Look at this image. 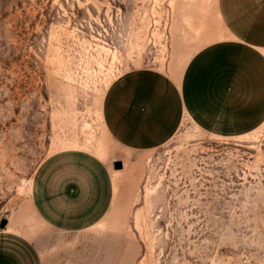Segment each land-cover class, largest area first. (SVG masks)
I'll return each instance as SVG.
<instances>
[{"label":"rangeland","instance_id":"obj_1","mask_svg":"<svg viewBox=\"0 0 264 264\" xmlns=\"http://www.w3.org/2000/svg\"><path fill=\"white\" fill-rule=\"evenodd\" d=\"M238 26L222 0H0V264H264V95L164 90Z\"/></svg>","mask_w":264,"mask_h":264},{"label":"crops","instance_id":"obj_2","mask_svg":"<svg viewBox=\"0 0 264 264\" xmlns=\"http://www.w3.org/2000/svg\"><path fill=\"white\" fill-rule=\"evenodd\" d=\"M254 1L261 2L262 10L251 15ZM222 5L225 21L239 25L234 29L235 37L208 46L203 56H199L204 60L191 64L179 85L178 78L165 81L164 90H181L186 96L192 92L199 96L206 93L216 100L221 98L222 111L233 102L235 109L246 112L248 103L261 105L264 95V0H222ZM196 76L199 79H195ZM261 114L258 118L263 116Z\"/></svg>","mask_w":264,"mask_h":264},{"label":"water","instance_id":"obj_3","mask_svg":"<svg viewBox=\"0 0 264 264\" xmlns=\"http://www.w3.org/2000/svg\"><path fill=\"white\" fill-rule=\"evenodd\" d=\"M113 165H114V169H116V170L123 168V162L122 161H115Z\"/></svg>","mask_w":264,"mask_h":264}]
</instances>
